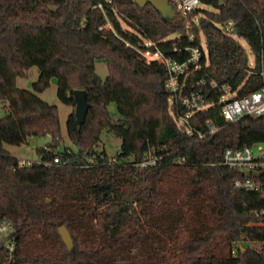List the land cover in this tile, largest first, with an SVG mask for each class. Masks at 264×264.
<instances>
[{
	"label": "trees",
	"instance_id": "16d2710c",
	"mask_svg": "<svg viewBox=\"0 0 264 264\" xmlns=\"http://www.w3.org/2000/svg\"><path fill=\"white\" fill-rule=\"evenodd\" d=\"M204 1L215 11H199L207 16L191 37L185 18L164 19L133 0H0V221L16 227L13 264H264L262 252L245 246L264 239L252 215L264 197L234 189L238 174L221 164L226 149L264 141V117L229 124L220 115L226 89L242 98L264 86V6ZM108 20L116 33L102 29ZM230 23L231 33L222 28ZM144 40L176 60L188 59L189 48L201 51L186 90L200 92L208 108L189 118L193 134L178 126L187 110L166 88V68L127 46ZM97 61L108 64L105 80ZM32 67L40 70L34 91L19 88L17 78ZM54 78L63 104L75 106V90L91 104L81 129L75 112L68 117L76 149H60L58 108L38 95ZM207 122L218 130L200 139ZM104 132L121 140L113 161L99 150ZM46 135L53 141L31 165L6 148ZM149 156L161 159L141 166Z\"/></svg>",
	"mask_w": 264,
	"mask_h": 264
},
{
	"label": "built area",
	"instance_id": "2783aa9c",
	"mask_svg": "<svg viewBox=\"0 0 264 264\" xmlns=\"http://www.w3.org/2000/svg\"><path fill=\"white\" fill-rule=\"evenodd\" d=\"M219 5H223L227 0H216ZM169 3L177 11V15L183 18L191 14H198L203 7H212L204 0H169ZM207 10V9H205ZM223 28V27H222ZM102 29L116 33L114 22L108 20ZM224 29V28H223ZM147 63H157L166 68L168 79L166 88L172 93L174 100L178 105L187 110L185 116L176 118L178 126L188 134H193V129L189 124V118L204 109L208 108L203 101L200 92H187V78L189 77V69L192 65L198 63L201 57L199 49H187L189 52L188 59L176 60L170 57L166 52L160 50L156 43L147 41L145 47H133ZM177 51V49H175ZM226 95L222 99L220 115L227 123H237L246 117L262 118L264 117V86L259 90L242 98H232L230 89L225 90ZM229 95V96H228ZM210 131L207 134L198 132L199 138L202 139L207 135L214 134L218 128L212 122H207ZM160 157L149 156L145 159L141 166L156 165ZM33 162L20 161L21 165H31ZM55 163H59V159H55ZM221 164L228 169L235 171L238 177L233 182L234 189L248 193L261 194L264 197V141L247 145L242 148H228L223 153ZM257 222L253 224L256 227L264 229V207L256 209L252 212ZM16 227L9 219L0 221V264H13L15 261V253L17 243L15 238ZM257 245L253 247L264 255V239L261 241L251 242ZM240 245H235L232 254H237ZM2 254L5 257H1Z\"/></svg>",
	"mask_w": 264,
	"mask_h": 264
},
{
	"label": "rangeland",
	"instance_id": "374dc122",
	"mask_svg": "<svg viewBox=\"0 0 264 264\" xmlns=\"http://www.w3.org/2000/svg\"><path fill=\"white\" fill-rule=\"evenodd\" d=\"M254 3L257 2V5L264 6V0H251ZM204 9H207L208 11L214 12L215 10L212 7H203ZM193 15V16H191ZM185 18V25H186V33L187 35H192L191 37H194V33L192 32V29H198L200 28L199 24L201 19L205 18L207 14L205 13H196V15L191 14ZM114 22L115 26V21ZM121 26L125 30H130V28L127 26L126 23H124L122 20H120ZM224 30L231 33L233 29V24L230 23L229 25L223 26ZM177 35H173L170 37V39H175ZM200 37L202 44L204 46V49L206 50L205 45V36L203 35V32L200 31ZM238 40L241 42V44L246 48L248 52V56L250 59V63H255V55L251 51L249 45L242 39ZM147 40H144L140 47H145V43ZM96 73L105 80L107 76L109 75V67L108 64L104 61H97L96 62ZM40 77V70L38 67H32L27 71V75L25 77H18L17 78V86L21 89H26L30 91H34V84L39 80ZM39 97L44 100L45 102L49 103L50 105L56 106L58 108V114H59V121H60V128L62 133V139L59 141L62 146L61 150H63L65 147L76 149V147L71 143L68 132H67V122L68 117L70 114L75 112V106H68L63 104L59 98H58V89H57V80L54 78L51 81L50 87L45 90L43 93L38 94ZM229 96V95H228ZM110 114L113 116L115 120L118 119V108L115 103H112L108 107ZM5 116V112L3 111L1 105H0V117ZM53 139L51 135L41 136V137H35L32 138L28 144H24L21 146H12V145H6V148L9 150V152L12 154L13 157L18 159L19 161H27V162H36L40 160L39 150L42 148H45L47 145L52 143ZM121 147V140L116 138L113 135L108 134L107 132H104L102 134V140L99 145V150H104L108 154L110 160H115L117 156V152L120 150ZM246 247H256L255 244L246 243Z\"/></svg>",
	"mask_w": 264,
	"mask_h": 264
},
{
	"label": "water",
	"instance_id": "95a60500",
	"mask_svg": "<svg viewBox=\"0 0 264 264\" xmlns=\"http://www.w3.org/2000/svg\"><path fill=\"white\" fill-rule=\"evenodd\" d=\"M140 7H145L147 5H152L164 19L173 20L177 17V11L169 3V0H133ZM75 99V117L76 123L81 129L85 124L88 112L91 108V104L88 102L87 93L85 90H75L74 91ZM59 234L66 245L69 252L74 248V240L68 228L63 225L59 228Z\"/></svg>",
	"mask_w": 264,
	"mask_h": 264
},
{
	"label": "crops",
	"instance_id": "0c3cea01",
	"mask_svg": "<svg viewBox=\"0 0 264 264\" xmlns=\"http://www.w3.org/2000/svg\"><path fill=\"white\" fill-rule=\"evenodd\" d=\"M251 66L254 67L255 66V63H251Z\"/></svg>",
	"mask_w": 264,
	"mask_h": 264
}]
</instances>
